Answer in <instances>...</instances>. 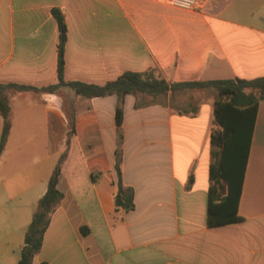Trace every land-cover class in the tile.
Segmentation results:
<instances>
[{"label": "crops", "instance_id": "obj_1", "mask_svg": "<svg viewBox=\"0 0 264 264\" xmlns=\"http://www.w3.org/2000/svg\"><path fill=\"white\" fill-rule=\"evenodd\" d=\"M102 84L149 69L169 82L264 76V0H0V84ZM166 97H85L11 90L0 151V264H17L24 232L59 162L62 198L31 264H264V100L255 110L237 221L207 224L211 89ZM2 117L0 116V131ZM116 149L119 162L116 167ZM118 181L133 207L114 208Z\"/></svg>", "mask_w": 264, "mask_h": 264}, {"label": "trees", "instance_id": "obj_2", "mask_svg": "<svg viewBox=\"0 0 264 264\" xmlns=\"http://www.w3.org/2000/svg\"><path fill=\"white\" fill-rule=\"evenodd\" d=\"M53 16L58 28L56 78L54 84L34 87L22 84H0V151L4 146L10 129L11 90H37L54 92L60 86H68L74 94L85 97L115 94L117 103L115 121L119 125L122 118V98L125 94L150 96L152 100L158 95L173 93L180 89H211L214 93L212 104L213 128L209 137L210 163L208 167V202L207 224L209 226L237 221L236 205L240 194L243 172L246 164L248 147L255 110L260 100H264V76L252 79L230 78L217 80H193L169 82L149 69L142 72L125 71L114 80L102 84L82 81H65L63 79V48L66 39V24L63 15L56 9ZM116 167L119 162V150L116 149ZM118 168V167H117ZM60 163L52 169L45 192L36 202L30 222L25 232L23 245L17 264H31L33 256L39 251L43 233L48 225L50 215L62 198L57 188ZM133 207V190L118 181L114 194L115 210L127 211ZM46 264V263H41Z\"/></svg>", "mask_w": 264, "mask_h": 264}, {"label": "built area", "instance_id": "obj_3", "mask_svg": "<svg viewBox=\"0 0 264 264\" xmlns=\"http://www.w3.org/2000/svg\"><path fill=\"white\" fill-rule=\"evenodd\" d=\"M170 3L180 9L184 10H201L207 0H169Z\"/></svg>", "mask_w": 264, "mask_h": 264}, {"label": "rangeland", "instance_id": "obj_4", "mask_svg": "<svg viewBox=\"0 0 264 264\" xmlns=\"http://www.w3.org/2000/svg\"><path fill=\"white\" fill-rule=\"evenodd\" d=\"M181 91H183V90L182 89L177 90V92H176L174 97H172V96L169 97V98L166 97L163 100L168 101V102H170L173 105L181 106L177 99L181 100V99H186L187 98L186 93H181ZM214 96H215V93H214Z\"/></svg>", "mask_w": 264, "mask_h": 264}]
</instances>
